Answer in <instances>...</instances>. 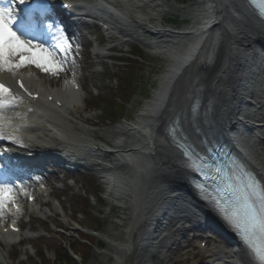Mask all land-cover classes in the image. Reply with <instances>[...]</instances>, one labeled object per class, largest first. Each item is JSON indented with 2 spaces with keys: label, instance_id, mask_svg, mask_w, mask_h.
I'll use <instances>...</instances> for the list:
<instances>
[{
  "label": "bare ground",
  "instance_id": "obj_1",
  "mask_svg": "<svg viewBox=\"0 0 264 264\" xmlns=\"http://www.w3.org/2000/svg\"><path fill=\"white\" fill-rule=\"evenodd\" d=\"M118 1L78 0L77 4L87 5L102 13L110 14L107 10L109 9L108 6H113V3H118ZM227 1L230 2L234 13L239 15L241 19L233 17L231 13L232 19L224 20L222 18L218 28L209 33L196 61L177 77L170 90L167 89L169 83L165 79L160 87L162 89L153 98L152 102V109L158 111L160 107L158 105L163 102V98L166 96L165 109L161 114H158L157 122H163L167 118L179 117L183 124L184 133L193 143L199 142V140L198 136L193 134L189 125L187 110L195 95V89L199 86L203 89L202 98L204 103L212 101L215 105V112L212 118L211 114H208L205 109V105L200 108L198 123L204 134L216 132L230 140L232 136H240L243 128L246 127L245 130H247L248 119L254 117L250 111L252 110L250 108L252 105L249 99L257 93L256 86L260 82V75L264 72V27L254 17L248 15L241 1ZM125 6L128 11L133 12L135 16L136 14L139 16L137 17L140 22L143 21L141 13L132 7L130 8V5ZM227 8L229 7L224 6L222 0H210L206 5L202 6V10L205 13L199 18L200 22L197 26V31H203L208 24L219 19L222 14H228ZM150 20L156 21L158 18L153 16L150 17ZM156 32L160 34L157 30ZM179 48L182 49V47ZM162 52L170 55L173 54L174 48L165 49ZM176 67L175 65L174 69ZM174 69L167 76L170 80L174 79V73L172 72ZM7 86L10 87L9 83ZM67 89L69 88L67 87ZM157 91L158 89L155 95ZM63 96L61 100L65 106L70 108L73 100H69L65 95ZM14 108L18 109V104ZM25 114L26 112L23 111L22 115L25 116ZM208 118L212 119L213 124L208 121L209 126H206L203 121ZM32 120L33 117L28 116L22 122L30 123ZM34 121L37 122L36 120ZM232 126H235L233 131L231 130ZM123 132L119 131L118 133L123 134ZM52 140L43 141H46L48 145H56L57 148H51V150L62 153L63 156H66L71 161L76 159L82 150L89 148V145L83 141L78 143L75 141L66 142L57 136L53 137ZM18 141L16 143H21L22 140ZM155 143L157 146L156 154L152 159L147 160L153 168L146 170L147 165L143 164V166L145 165V170L140 178L142 196L144 197L142 201L146 204V212H142L143 209H140L139 216L130 225L132 234H138L139 238L136 242L132 238L129 242L122 244L124 250L130 253H134L136 248L141 249L140 258L136 264H145L147 259L154 257L155 251L153 249L159 248L160 232L171 226L175 221V217L172 215L179 214L181 209H190L202 221H211L209 213L197 207L194 197L189 192L183 169L175 165L178 157L174 150L163 141L162 134L157 133ZM238 143L241 147L245 146L242 140H239ZM24 145L32 146L33 149H37V147L41 149L33 141L25 140ZM120 147L125 149L126 144H121ZM145 149H150V146H145ZM79 162V159H77L74 163L78 164ZM86 168L93 170L87 166ZM150 176H152V180ZM117 191H121V188L118 187ZM145 204L143 205L145 206ZM174 251H178L181 254L183 249L176 248ZM222 253L223 251L219 250L216 256H222ZM222 258L226 260L227 264H250L246 255L234 248H229ZM187 260L189 259L184 260L179 257L175 260L167 261L165 264H183Z\"/></svg>",
  "mask_w": 264,
  "mask_h": 264
},
{
  "label": "rangeland",
  "instance_id": "obj_2",
  "mask_svg": "<svg viewBox=\"0 0 264 264\" xmlns=\"http://www.w3.org/2000/svg\"><path fill=\"white\" fill-rule=\"evenodd\" d=\"M159 3L162 4L161 7H159V11H166V10H171L172 11V7H174V3L176 1L174 0H158ZM145 9V8H143ZM151 9L147 10L149 13H151L150 11ZM146 12V11H145ZM116 13V12H115ZM117 14V13H116ZM184 13H182L183 15ZM123 18L128 19V17H131V14H129L127 11H125L123 14H120ZM169 16V15H168ZM184 17V16H183ZM129 20V19H128ZM128 24H130L129 29L132 30V32L138 36V40L137 41H133L135 42V46H134V50L135 51H139L142 53V56L144 57L143 59L145 61H141L140 63H135L134 61H129V69L132 71H135L134 68L136 67V71H137V75L134 76L133 80L134 81H138L142 79V83L141 81L139 82L140 85H132L131 87L128 85V88L126 85H123L121 82V69H119V71L116 70L115 64L107 61V63H105V61L101 58L95 57L93 54H89L87 53L86 56L84 57V60H86L85 64L83 65L85 67V69L82 72L78 73V76H82L83 79L85 80L86 84H88V91H86L87 93H92L94 91L95 93H99V97H95L93 98L92 102H90V105H94L96 106L97 109H99L98 111L95 112V115H99L101 113H106L107 110V115L105 114V119L103 118H95V122L97 123L95 125V128L97 130L101 129L102 134H108L111 131H113L114 128L113 127V122H115L117 119L116 117H114L113 115H111V111H114V105L116 104V95L115 92L118 89H123L124 90V96L129 95V93L136 91L137 95H135L134 97V103L138 102V106L141 104L142 100L144 97L148 98V95L150 94V90L152 88H154V85L156 84L152 79L153 73H157V67H154V63L153 61H151V59L146 58L147 54L144 53L145 49L148 50V48L145 45V40H148L149 37L147 34L144 33V31L139 28L137 26V24L132 23V22H128ZM119 44V43H117ZM116 45V44H115ZM121 47V46H120ZM122 48V47H121ZM125 49H127V47H124ZM144 50V51H143ZM146 52V51H145ZM147 61V63H146ZM150 61V63H149ZM155 70H153V69ZM114 70L119 72L116 76L117 78L115 79H110L108 77H106V74H102L101 75V71L102 70H106V71H110V70ZM159 70V69H158ZM139 71V72H138ZM264 77V73L262 75H260V80ZM154 83V85H153ZM262 86L261 83H259L256 86V90L257 93L258 91H260V87ZM130 87V89H129ZM121 92V91H120ZM254 100V98H253ZM252 100V101H253ZM132 102V104H130V106H134V104ZM136 108V106H135ZM115 113V112H114ZM103 126V128L101 127ZM258 133H260V135H262V137L264 138V131L260 130L258 131ZM259 147H262L264 149V144L261 143V141H259L258 143ZM95 159V158H94ZM101 161V160H100ZM102 163L105 162V160L101 161ZM85 170H81V173H75L73 175H71L73 177V179H75L77 181L75 188H71L67 191H65L64 196H62L60 198V201H62V205L65 207V209H67V215H69L70 213L73 214L75 216L76 212H79L82 209H85V206H83V203H85V200L83 198V195L85 196H90V194L88 193H96L95 190L97 189L95 186H93L92 184H88L86 183V181L84 180L85 177ZM54 179H57L58 176L53 177ZM58 186L62 188V186H66L65 182H59V178H58ZM65 188V187H64ZM77 194V195H76ZM97 199V198H96ZM95 213L97 212V210H94ZM110 212V211H109ZM108 213V212H107ZM107 213H101L99 214L100 216L104 217L101 218L102 219V223L103 225H101L100 227L102 228L100 233L103 234L107 239L112 240L114 244H118L119 242L123 241L124 237H120L119 239L115 238L116 236L121 235V233L123 232V230H121L118 225L116 226V224L112 225V222L114 221L119 222L121 221L119 219L120 215H124L125 211H120L117 213L116 215H112L111 213L106 215ZM79 216H82V214L79 213ZM178 218L176 219L175 223L173 222L171 224V226H169L167 229H164V231L161 232L160 234V242H159V246L161 247L159 249V253L157 255V257L153 258L152 260L147 259L145 264H162L163 261L162 260H166V261H170V260H175L177 259V257L179 258H184L186 256V254L182 255L178 253V251L174 252V250H169L168 249V245H170L173 242V239H177V244H179L181 247L185 248V251L189 252L187 254L186 257H188L189 255H193L195 253H199L202 256H204L205 254H207L209 251H202L199 252L198 249H196V247L199 246L200 242L204 241V243H206L207 247H209V245L212 243L214 244V246L218 245V241H215V238H217L216 236H214V234L207 232V233H203L200 232L198 230H189V231H185L183 230L182 232H178V234H176L175 236H173V233L176 231L177 227H182L185 224L188 225L186 219H184L185 216H190L189 212L184 209H181V212L177 215ZM63 219V218H62ZM119 219V220H118ZM128 224V222H127ZM114 226V227H113ZM97 228L96 226H94V229ZM183 228V227H182ZM201 235L202 237L197 238V236ZM50 236H54L53 239H46L44 241H42V243H45L46 245H42V244H38V246L41 249H48V255L51 258H54V252L60 254V252L62 251V247L63 244H66V247L68 246V240L71 241L69 238L65 237V236H60V235H50ZM166 236H171L172 238H165ZM213 236L214 239H210L209 237ZM123 238V239H122ZM165 238V239H164ZM218 240V239H216ZM100 241L99 238L94 239L92 241V246H86V251H85V260H83V264L85 262V264H119L117 262L116 259H113L112 256H116L119 255V251L117 250V248L113 247L112 245H104L103 247H101V245H98V242ZM181 247H174V248H181ZM103 248V249H102ZM98 252H97V251ZM139 254H140V250L137 249L136 253L134 255H132L131 257H126L125 260L126 262L129 261L131 263H136L139 259ZM181 255V256H180ZM11 261V260H9ZM15 263V262H13ZM30 264H36L35 259H32ZM47 264H58V260H49L47 261Z\"/></svg>",
  "mask_w": 264,
  "mask_h": 264
},
{
  "label": "snow or ice",
  "instance_id": "obj_3",
  "mask_svg": "<svg viewBox=\"0 0 264 264\" xmlns=\"http://www.w3.org/2000/svg\"><path fill=\"white\" fill-rule=\"evenodd\" d=\"M2 2L3 0H0V3ZM24 2L25 0H18L21 5ZM35 10L41 16L47 13L46 0H37ZM16 24L15 9L13 7H0V73L8 72L15 75L19 69L28 66H35L42 72L53 76H58L59 73L65 70L69 62L68 56L71 53L72 45L62 29L57 28L55 34L57 44L56 48L52 49L35 39L34 36L25 34L27 30L37 31L35 23L21 25L19 29L13 27ZM46 26L51 31L54 24L48 23ZM58 52L63 55L58 56ZM71 62L74 64L75 60L73 59ZM20 88L27 92L29 96L32 95L24 87L23 82H20ZM18 103H23V100L14 96L10 88L0 83V139H4L6 135L3 131L5 127L3 123L4 112L14 108ZM13 142L19 141L13 138ZM189 160H191V157H189ZM248 189L251 191L245 198L243 210L235 207L227 197L224 198L225 202H216L225 220L236 228L246 241L249 240V228H258L260 234L264 236V190L259 196V206H257L256 201L253 199L256 195V182L250 183ZM15 195L12 184H0V214L7 209L9 204L14 203ZM250 246L253 248L260 264H264V247Z\"/></svg>",
  "mask_w": 264,
  "mask_h": 264
}]
</instances>
